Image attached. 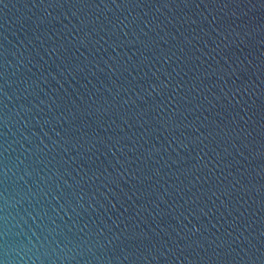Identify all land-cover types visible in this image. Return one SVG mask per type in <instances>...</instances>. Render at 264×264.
<instances>
[{
    "label": "water",
    "instance_id": "water-1",
    "mask_svg": "<svg viewBox=\"0 0 264 264\" xmlns=\"http://www.w3.org/2000/svg\"><path fill=\"white\" fill-rule=\"evenodd\" d=\"M0 264H264V0H0Z\"/></svg>",
    "mask_w": 264,
    "mask_h": 264
}]
</instances>
